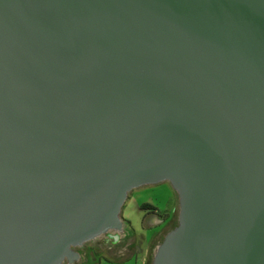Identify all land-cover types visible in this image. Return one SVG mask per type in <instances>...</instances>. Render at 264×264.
<instances>
[{
	"label": "water",
	"instance_id": "water-1",
	"mask_svg": "<svg viewBox=\"0 0 264 264\" xmlns=\"http://www.w3.org/2000/svg\"><path fill=\"white\" fill-rule=\"evenodd\" d=\"M163 182L155 264H264V0H0V264L72 261Z\"/></svg>",
	"mask_w": 264,
	"mask_h": 264
},
{
	"label": "rangeland",
	"instance_id": "rangeland-1",
	"mask_svg": "<svg viewBox=\"0 0 264 264\" xmlns=\"http://www.w3.org/2000/svg\"><path fill=\"white\" fill-rule=\"evenodd\" d=\"M142 204L155 210H142ZM180 213L179 195L170 183L134 189L122 210V224L112 231L117 240L100 235L77 246V258L65 264H155L167 238L180 225Z\"/></svg>",
	"mask_w": 264,
	"mask_h": 264
},
{
	"label": "flooded vegetation",
	"instance_id": "flooded-vegetation-1",
	"mask_svg": "<svg viewBox=\"0 0 264 264\" xmlns=\"http://www.w3.org/2000/svg\"><path fill=\"white\" fill-rule=\"evenodd\" d=\"M112 231L114 232L115 230H114V229H112V230H110V231H107V232H106V233H104V234H105V235H107L108 237H111V238H113V240L115 241V240H117V238H116V237H114L115 235H113V234H112V233H113ZM102 235H103V234H102ZM94 239H95V238H94ZM74 250H77V247H74ZM76 258H77V256H76V257H74V258H73V260H74V259H76ZM73 260H72V261H73ZM70 262H71V261H70ZM65 263H66V262H65ZM65 263H64V264H65Z\"/></svg>",
	"mask_w": 264,
	"mask_h": 264
},
{
	"label": "trees",
	"instance_id": "trees-1",
	"mask_svg": "<svg viewBox=\"0 0 264 264\" xmlns=\"http://www.w3.org/2000/svg\"><path fill=\"white\" fill-rule=\"evenodd\" d=\"M141 209L142 210H148V211H154L155 210L154 206H152L150 204H142Z\"/></svg>",
	"mask_w": 264,
	"mask_h": 264
},
{
	"label": "bare ground",
	"instance_id": "bare-ground-1",
	"mask_svg": "<svg viewBox=\"0 0 264 264\" xmlns=\"http://www.w3.org/2000/svg\"><path fill=\"white\" fill-rule=\"evenodd\" d=\"M118 227H119V226H118ZM118 227H117V228H118ZM117 228H113V229L115 230V229H117ZM120 228H121V227H120ZM108 231H110V230H108ZM157 258H158V257H157ZM156 260H157V259H156ZM156 260H155V263H156ZM71 264H72V263H71Z\"/></svg>",
	"mask_w": 264,
	"mask_h": 264
},
{
	"label": "crops",
	"instance_id": "crops-1",
	"mask_svg": "<svg viewBox=\"0 0 264 264\" xmlns=\"http://www.w3.org/2000/svg\"><path fill=\"white\" fill-rule=\"evenodd\" d=\"M70 264V263H69ZM100 264H102V263H100ZM108 264H110L109 262H108ZM124 264H127V262H125Z\"/></svg>",
	"mask_w": 264,
	"mask_h": 264
}]
</instances>
